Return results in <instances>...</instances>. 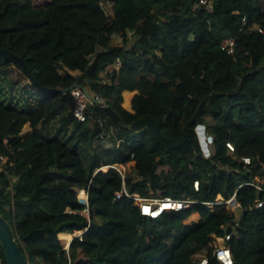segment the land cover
Here are the masks:
<instances>
[{"label":"trees","instance_id":"obj_1","mask_svg":"<svg viewBox=\"0 0 264 264\" xmlns=\"http://www.w3.org/2000/svg\"><path fill=\"white\" fill-rule=\"evenodd\" d=\"M106 1L0 0V49L21 57L40 85H31L37 105L20 109L0 99V214L16 231L26 264H199L205 258L221 264L210 246L214 236L231 237L226 245L234 264H264V206L256 209L264 195L244 186L264 177V0H213L211 12L194 11L197 0H115L112 19ZM244 19L263 33L240 32ZM113 36L125 45L112 47ZM227 37L236 39L234 56L220 48ZM117 59L120 73L105 74ZM12 66L0 56L3 77ZM84 78L107 109L91 106L80 123L72 93L46 89L85 87ZM136 90L131 113L122 104L129 109L133 93L126 91ZM205 99L180 148L167 149L147 128L132 129L151 116L166 138L178 140ZM63 111L61 124L74 127L75 146L40 129ZM98 120L107 125L100 129ZM198 125L212 138L210 157ZM111 131L119 134L109 137L115 159L103 161L95 140ZM243 157L252 165L245 166ZM129 163L135 164V175L125 179L131 192L198 203L153 220L127 198L115 202L122 176L113 169L96 172ZM85 192L90 219L82 214ZM219 196L226 202L236 196L238 223L226 205L208 206ZM81 231L83 241L74 237ZM0 254L7 264L1 246Z\"/></svg>","mask_w":264,"mask_h":264},{"label":"built area","instance_id":"obj_2","mask_svg":"<svg viewBox=\"0 0 264 264\" xmlns=\"http://www.w3.org/2000/svg\"><path fill=\"white\" fill-rule=\"evenodd\" d=\"M205 9L207 12H211L213 9V0H197L193 5V10H202ZM252 32V31H259L260 33H263V31L258 27H248L246 19L243 20L242 25L239 29L240 32L242 31ZM220 48L223 52L230 56H234L236 54V48H237V42L234 37H227L224 39L220 45ZM123 67V63L120 59H117L113 64L106 66L104 73L107 75H115L119 74L121 69ZM72 95L75 98L76 105L75 109L73 111V116L75 119H77L80 123H85L88 120V112L91 106L97 105L102 109H107V105L105 101L97 94L94 95L95 99L98 100V102H93L88 99L86 94L80 90V89H74L72 92ZM100 124V128H104L105 125L103 124L102 120H98ZM110 137V133L108 132H102L100 135V138L106 142ZM208 137H206V141L208 142ZM212 142H208L207 149L208 151L205 152L206 157H210V151H209V144ZM122 144L121 140L117 141V148H119ZM227 147L231 151V153H234L235 149L232 144H227ZM133 159V156H132ZM245 166L252 165V158L251 157H243L240 160ZM4 163H5V157L0 155V173L4 171ZM108 171L113 169L116 170L123 179L122 189L118 191L115 194V202H118L122 200L123 198H127L134 202L135 206L140 210L141 215L145 217H149L153 220H157L161 218L164 214L170 213V212H182L186 211L192 208L193 205L197 204V201H194L193 199L186 198L182 200H174L170 197H166L163 199H146L143 198L139 193L137 192H131L127 186H126V169L124 166H107ZM103 172V168L97 170L96 174ZM244 186H251L257 190L258 193L264 195V177L262 178H255L253 182L246 183ZM194 189L195 191H199L200 189V182L195 181L194 182ZM2 190L1 185V179H0V191ZM88 195V194H87ZM235 200V207L241 208V205L237 202L236 196L232 197L229 201H225L222 197H218L215 202L208 204V206L214 210L216 206L221 205H230V202L232 200ZM86 206V209L83 211V215L87 216L90 219V211H89V198L87 203L84 205ZM264 206V201L258 202L256 204V209L262 208ZM158 210V211H157ZM160 212L159 215H156V213ZM86 231L76 232L74 234L75 238H80L81 241H83L82 237L85 234ZM230 236H226V238H217L216 236L213 237V241L210 243V246L213 248L214 257L221 263V264H234V257L232 253L231 247L226 245V242L230 240ZM216 240H222L223 245H218ZM208 259H203L199 264H208ZM0 264H5L4 259L2 258L0 254Z\"/></svg>","mask_w":264,"mask_h":264},{"label":"rangeland","instance_id":"obj_3","mask_svg":"<svg viewBox=\"0 0 264 264\" xmlns=\"http://www.w3.org/2000/svg\"><path fill=\"white\" fill-rule=\"evenodd\" d=\"M114 1L115 0H108L103 3V7L107 13V15L112 19L114 12ZM125 44L123 43V40H121L117 36H113L111 40V46L112 47H120L124 46ZM126 47L131 48L132 47V42L126 45ZM60 73L62 76H66L67 72L60 70ZM73 76H79V72H71L70 73ZM142 76V75H140ZM139 76V77H140ZM86 86L88 85V80L86 78L83 79L82 81ZM94 96L93 94H91ZM0 99L3 100L6 104H13L15 106H18L20 109H24L28 106L31 105H37V102L34 98V90L31 87L30 81L25 77V75L18 69H16L14 66L10 67L9 69V76L7 78L3 77L0 74ZM67 112H62L61 115L53 117L49 119L46 123L42 125V131L46 135H50L52 137H61L62 140L68 141L71 143V146H75L77 143V139L71 138L72 136H68L69 134L62 135L64 133L61 129L63 128V125L61 124V117L66 116ZM223 121V119H221ZM92 123V126L97 128V124L95 121L90 120ZM103 124L107 125V121L103 120ZM100 127V124H99ZM101 129V128H100ZM26 130L31 132L29 125L26 127ZM27 132L22 131V135L25 137ZM110 136L115 137V139L119 137V134L116 131L110 132ZM99 150H96L97 153L100 151L102 152V160L103 161H112L115 159V151L113 150V142L110 141L109 139L106 142H101V145L98 147ZM81 149V148H80ZM84 153H90L89 149H81ZM113 150V151H112ZM110 151V152H106ZM134 163H129L127 166H125L126 169V174L127 175H135L134 172ZM120 166V165H119ZM107 171H103V173H107ZM227 210L230 212L235 213L236 218H237V223L240 221L241 216H242V210L241 208H236V207H231L228 205ZM99 221V220H97ZM218 245H223L222 240H216ZM80 257H84V254L80 252Z\"/></svg>","mask_w":264,"mask_h":264},{"label":"water","instance_id":"obj_4","mask_svg":"<svg viewBox=\"0 0 264 264\" xmlns=\"http://www.w3.org/2000/svg\"><path fill=\"white\" fill-rule=\"evenodd\" d=\"M0 56L3 59H5L7 62L11 63L16 69L20 70L25 75V77L30 81V84L32 86L40 87L39 83L32 76L27 64L21 57L10 52L7 49H0ZM74 89L82 90L86 94L89 100L93 102H98V100L95 99V97L91 95L88 89H86L84 86L78 83L72 85L70 88L66 90L46 89V91H52V92L56 91V92L68 94V93H71ZM206 101L207 99L203 101L196 115L185 126L183 137L178 140L166 138L162 134L158 122L154 120L151 116H147V117H144L136 121L133 124L132 129L138 132L142 130L143 128H147L151 132L153 137L167 149L174 150V149L180 148L186 143L191 127L199 121V118L204 110ZM109 112L115 115L111 109H109ZM196 131L200 137V142L203 147V150L207 152L208 142H212V138L208 137V142L206 141V137L208 135L206 133L205 126L203 125H198ZM0 246L4 253L7 264H26L25 257L21 250V245L19 244L17 240L16 231L13 229V227L7 221V219L3 217L1 214H0Z\"/></svg>","mask_w":264,"mask_h":264},{"label":"crops","instance_id":"obj_5","mask_svg":"<svg viewBox=\"0 0 264 264\" xmlns=\"http://www.w3.org/2000/svg\"><path fill=\"white\" fill-rule=\"evenodd\" d=\"M142 76H144V75H142ZM89 85V84H88ZM85 88L86 89H88V91L89 92H91V94H93V95H95L93 92H92V90H91V86L89 85V86H85ZM126 92H128V93H133V97H132V99L130 100V108L129 109H127V108H125L124 106H123V104H122V107L124 108V109H126L127 111H129V112H131V113H133L134 111H133V108H132V100H133V98L136 96V95H139L140 94V91L139 90H136V91H134V92H130V91H126ZM123 101H124V95H123ZM43 125V124H42ZM90 125L92 126V123H90ZM42 128V126L40 127V129ZM64 133H62V135H66V134H69L68 136H72L71 138H73V139H75V133H74V127L71 125V126H69V127H63L62 129H61ZM112 132V131H111ZM75 136V137H74ZM61 138V137H60ZM100 138V137H99ZM101 139V138H100ZM100 139H96L95 140V144H94V147L97 149V150H99V146L101 145V142H104L102 139L100 140ZM90 150V152L93 154V151L91 150V149H89ZM102 168H104V167H102ZM86 193V192H85ZM87 194V193H86ZM83 205H85V204H83Z\"/></svg>","mask_w":264,"mask_h":264},{"label":"bare ground","instance_id":"obj_6","mask_svg":"<svg viewBox=\"0 0 264 264\" xmlns=\"http://www.w3.org/2000/svg\"><path fill=\"white\" fill-rule=\"evenodd\" d=\"M107 170H108L107 167H104V168H103V171H107ZM87 201H88V195L83 196V197L81 198V200H80V202H81L82 204H86ZM233 201H234V199L230 202V204H231ZM157 211H158V210H157ZM159 214H160V212L156 213V215H159Z\"/></svg>","mask_w":264,"mask_h":264}]
</instances>
